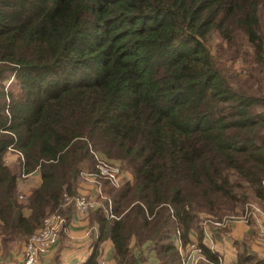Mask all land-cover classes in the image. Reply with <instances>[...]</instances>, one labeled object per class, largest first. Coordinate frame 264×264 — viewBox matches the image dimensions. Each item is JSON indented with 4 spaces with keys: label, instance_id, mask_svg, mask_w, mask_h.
<instances>
[{
    "label": "trees",
    "instance_id": "trees-1",
    "mask_svg": "<svg viewBox=\"0 0 264 264\" xmlns=\"http://www.w3.org/2000/svg\"><path fill=\"white\" fill-rule=\"evenodd\" d=\"M223 58L243 59L247 76L226 73ZM263 76L264 0H0L2 248L56 211L69 223L64 196L94 170L92 150L132 181L104 183L115 219L89 212L95 246L83 264L99 263L104 242L112 264H181L176 243L192 235L217 263L199 216L264 203ZM33 173L40 184L20 201L18 179ZM235 247L234 264H264Z\"/></svg>",
    "mask_w": 264,
    "mask_h": 264
},
{
    "label": "crops",
    "instance_id": "crops-1",
    "mask_svg": "<svg viewBox=\"0 0 264 264\" xmlns=\"http://www.w3.org/2000/svg\"><path fill=\"white\" fill-rule=\"evenodd\" d=\"M19 159L22 160L19 154H12L9 152L6 154L5 163L10 167H16L17 165L19 166ZM40 181L41 179L38 173L21 176L20 180L18 179L20 201H23L26 197H28L30 193L39 186ZM93 193L94 186L92 182H80L77 189V195L91 196ZM73 210V217L68 224H66L65 221L55 249L48 256L41 258L40 264H56L55 258L58 251V264H83L91 254L95 246V237H93L95 231L89 226L88 214L81 215L76 212L75 209ZM28 212L29 211L24 210V216H27ZM261 218L264 223V214ZM209 225L211 226V230L207 224H203L200 227L203 232L202 244L212 254H215L218 258H220L224 264H234L235 260V257L232 255L231 247L228 246L227 243L233 244L234 246L235 243L240 244L242 242L243 245L248 248L252 245V250L264 257V254H262L264 252V248H259L254 244H257V242L254 241L253 238H255L256 234H258V232L253 228L254 222H251L249 226L241 220L229 221L225 230L218 227L216 223ZM262 225L264 226V224ZM62 239L63 241L60 243V240ZM191 239L195 240V236L192 235ZM25 241L23 243L16 242L11 245L10 248L1 250L0 263L15 264V261L18 259V255L23 250ZM260 249L261 251H258ZM101 252L104 259H110L111 244L109 242H104L101 246ZM260 252L262 253L260 254Z\"/></svg>",
    "mask_w": 264,
    "mask_h": 264
},
{
    "label": "built area",
    "instance_id": "built-area-1",
    "mask_svg": "<svg viewBox=\"0 0 264 264\" xmlns=\"http://www.w3.org/2000/svg\"><path fill=\"white\" fill-rule=\"evenodd\" d=\"M94 170L81 172L80 176L83 181L92 182L94 193L91 196L77 195L73 197L64 196L66 204H72L76 212L81 215H87L89 212L101 208L107 219H115L112 215L111 201L104 195L103 186L107 183L110 187L117 188L119 180L117 179V167L108 162L102 161L95 153ZM20 156V155H19ZM22 159V157L20 156ZM54 212L49 217L45 218L41 227L24 243L23 250L18 255L15 264H39L41 258L45 257L48 251L56 243L61 232L65 220ZM224 222L219 225L222 226ZM264 235V231H262ZM187 250L182 251L180 242H178V250L181 255V264H222L221 260L217 263L208 262L202 254L201 248L196 245H187ZM1 252V244H0ZM99 264H108L101 261Z\"/></svg>",
    "mask_w": 264,
    "mask_h": 264
},
{
    "label": "rangeland",
    "instance_id": "rangeland-1",
    "mask_svg": "<svg viewBox=\"0 0 264 264\" xmlns=\"http://www.w3.org/2000/svg\"><path fill=\"white\" fill-rule=\"evenodd\" d=\"M219 45H220V42H219V39L216 36H213V37L210 38V40L208 42V47H209V50L211 51L212 55L215 58H220L221 57V51L219 49ZM221 65H222L223 70L226 73H229L231 76H242V77L243 76L244 77L247 76V74H246L247 73V70H246V66L247 65L244 62V60L241 59V58H238L236 60H228V61H226L223 58ZM241 80H244V79L242 78ZM261 89L264 92V76H263V80H262V84H261ZM90 150H91V148H90ZM90 152H91V154L95 153L102 161H104V162L106 161V162L110 163L111 165L116 166L118 168L116 174H117V179L119 180V186L117 188H115V189H118L119 187H121L122 183H124V182L127 183L128 181L129 182L132 181V175L130 173V169L127 168L124 163L109 161L102 154H100L99 152H94L92 150ZM92 156H93V154H92ZM11 158H14V157H11ZM93 160H94V157H93ZM94 165L95 164L93 162V168H94ZM89 169L90 168L86 167L85 169L82 170V172L88 171ZM16 171H18V168L16 169ZM55 214L59 215L63 220H65L58 212L55 213ZM230 214L231 215L223 216L222 219H217V218H215L213 216H210V215L201 214L199 216L198 223H197L196 226H197V228H199L203 224H207L210 227V230H211V226L209 224L216 223V225L218 227H220L222 230H225L226 225H227V223L229 221L241 220L242 222H245L246 225H249V226H250L251 222H254L253 228L258 232V234H256V236H255L256 239L253 238V240L256 241L257 244L254 243V242L253 243L255 244V246H257L259 248H261V247L264 248V235L262 233V231H264V226L262 224H264V223H263V220L261 218V216H263V214H264V203H260V202H258L256 200H249V201H246L242 206L236 207L233 210V212L230 213ZM222 222H224V223H223L222 226H220L219 224L222 223ZM59 235H60V233L58 234V236ZM58 240H59V238H58ZM58 240L56 241V243L52 246V248L48 251V253L45 256H48L51 252H53V250L55 249V247H56V245L58 243ZM178 242H180V241L178 240ZM192 242H193V240H190V243L192 245H195ZM190 243L188 245H191ZM0 244H1V242H0ZM227 245L231 247L232 255L236 258V252H237L238 249H237V247H235V244L233 246V244L227 243ZM240 245H243V243L241 242L239 244V246ZM176 246L178 247V243H176ZM181 247H182L181 252L187 250V248L183 247L182 244H181ZM2 249L3 248H2V245H1V250ZM252 249H253L252 245H250L249 250H252ZM258 251H261V249L258 250ZM178 252H179V250H178ZM261 253L262 252H260V254ZM101 254H102V252H101ZM257 254L259 255V253H257ZM262 254H264V252ZM0 255H1V252H0ZM259 257H262V256L259 255ZM218 260H221V259L218 258ZM101 261H105L108 264H112V260L111 259H107V258L104 259L103 257H101V259L99 260V263ZM40 262H38V263L40 264ZM221 262H222V264H224L222 260H221ZM0 264H2V263H0ZM201 264H206V263H201Z\"/></svg>",
    "mask_w": 264,
    "mask_h": 264
}]
</instances>
